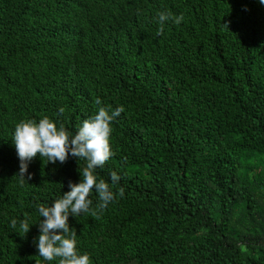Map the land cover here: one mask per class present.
Segmentation results:
<instances>
[{"label":"trees","instance_id":"16d2710c","mask_svg":"<svg viewBox=\"0 0 264 264\" xmlns=\"http://www.w3.org/2000/svg\"><path fill=\"white\" fill-rule=\"evenodd\" d=\"M161 11L184 19L157 36ZM100 106L124 111L97 179L111 186L115 171L112 190L125 191L99 218L69 216L81 254L92 264H264L259 0H0V264H49L33 243L36 205L69 191L86 163L37 156L20 186L15 125L47 116L74 133ZM26 217L25 235L10 227Z\"/></svg>","mask_w":264,"mask_h":264},{"label":"clouds","instance_id":"9594fccd","mask_svg":"<svg viewBox=\"0 0 264 264\" xmlns=\"http://www.w3.org/2000/svg\"><path fill=\"white\" fill-rule=\"evenodd\" d=\"M259 3L264 5V0H259ZM183 19V14L175 16L170 11L158 12L155 18L156 23L159 24L156 35H163L166 22L178 25ZM223 26L228 27L227 23ZM96 104L100 105L101 101L97 99ZM64 111L61 107L58 114L62 115ZM123 111L122 106L116 107L111 112L108 108L100 106L94 115L82 121L74 133L69 132L63 124L58 127L47 116L38 121L21 120L15 125L10 141L19 160V171L14 176L17 177L20 186H24L32 179L28 166L37 156L43 158L45 165L57 162L63 164L69 155L77 161L86 162L78 171L80 181L78 183L69 181V191L64 192L50 205L44 203L36 205L40 219L35 224L38 225L39 235L33 243L37 249V256L44 262L92 264L87 253L81 254L78 251L77 233L69 224V216L76 218L82 214H90L99 218L98 213L113 203L117 196L121 198L124 196L123 187H120L118 192L112 190V187L121 180V176L115 171L110 173L111 186L104 179L98 180L96 175V170L103 168L114 155L110 144L112 122ZM93 191L98 198L95 208L92 207L93 201L90 199ZM29 219L30 217H26L19 222L12 219L10 227L16 229L19 223V228L25 235L31 226ZM36 264L40 262L37 261Z\"/></svg>","mask_w":264,"mask_h":264}]
</instances>
